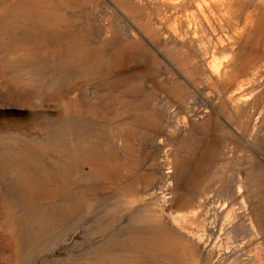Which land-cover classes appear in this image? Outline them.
Instances as JSON below:
<instances>
[{"label":"rangeland","instance_id":"obj_1","mask_svg":"<svg viewBox=\"0 0 264 264\" xmlns=\"http://www.w3.org/2000/svg\"><path fill=\"white\" fill-rule=\"evenodd\" d=\"M0 264H264V0H0Z\"/></svg>","mask_w":264,"mask_h":264},{"label":"bare ground","instance_id":"obj_2","mask_svg":"<svg viewBox=\"0 0 264 264\" xmlns=\"http://www.w3.org/2000/svg\"><path fill=\"white\" fill-rule=\"evenodd\" d=\"M38 2H40V1H38ZM45 2V1H44ZM36 3V2H35ZM43 4V6H44V8L45 9H47L48 8V4H46V3H42ZM33 5V4H32ZM214 5L217 7V3L214 1ZM187 6H186V3H184L183 5H181V6H178V7H175L174 9L176 10L175 12L177 13L178 11H180L181 10V8H186ZM169 9H170V7H168L166 10H165V13L163 14V16H160L159 17V21L161 22V23H164L165 21H167V19H168V12H169ZM50 12V11H49ZM22 14V13H21ZM225 14V13H224ZM22 15H24V14H22ZM62 15V14H61ZM24 17V16H23ZM58 17L59 16H50V18L51 19H58ZM27 18V17H26ZM38 18H40L38 21H42V22H45V24H46V22H47V20L43 17V16H38ZM47 18H49V17H47ZM179 17H177L176 18V20L178 19ZM186 18V17H185ZM176 20H174V22L173 23H175L176 24ZM54 21V20H53ZM180 21V20H179ZM25 23V22H24ZM48 24V23H47ZM199 24H200V22H199ZM46 26V25H45ZM50 26V25H49ZM152 27V26H151ZM175 27V26H174ZM190 27V26H189ZM188 27V28H189ZM177 30V29H176ZM178 31V30H177ZM53 37V36H52ZM26 40V39H25ZM26 42V41H25ZM217 45V44H216ZM92 63V62H91ZM91 63H89V64H91ZM93 65V64H92ZM66 130H67V128H65L64 126L60 129V130H58L57 132H55L54 133V135H53V143H54V145L56 144V145H62L63 144V139H64V134H66ZM81 148H83V147H81V145H79V146H77L76 148H70V147H67V148H65L64 149V151H63V156H64V164H57L56 166H55V170L58 172V174L60 175H62V174H67V172H68V169L70 168V166H72L74 163H75V161L77 160V154H78V152H79V150H81ZM23 154V157L22 158H16V156H14V154L13 153H10V155H9V157H7V159L8 160H13V161H16V163L17 164H19L20 163V161H23V160H25V161H29L31 164H34V165H38V164H40L41 162H42V160H43V158H44V156H43V153H41V152H39V151H37L36 149H33V148H28V149H26V150H24V152L22 153ZM19 159V160H18ZM34 175H36V176H34ZM30 181H32V182H34L40 189H42V185H44V183L47 181V180H50V181H52L53 182V180H51V178L52 179H54L55 181L54 182H59L60 183V180H59V176H57L56 174H54V175H47V173L46 172H44L43 170H41V169H38V170H36V172L34 173H31V175H30ZM53 182V183H54ZM22 192H21V195L22 196H25L24 195V190L22 189L21 190ZM51 216V215H50ZM51 217H53V216H51ZM50 217V218H51ZM25 220H27V219H25ZM49 220V219H48ZM47 221V220H46ZM51 223V222H50ZM45 228V227H44ZM163 246V245H162Z\"/></svg>","mask_w":264,"mask_h":264}]
</instances>
